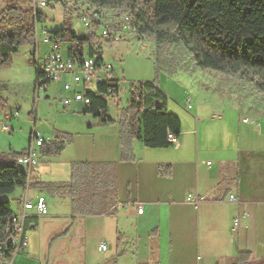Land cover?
<instances>
[{"label":"crops","instance_id":"obj_1","mask_svg":"<svg viewBox=\"0 0 264 264\" xmlns=\"http://www.w3.org/2000/svg\"><path fill=\"white\" fill-rule=\"evenodd\" d=\"M43 13L48 20L47 13L44 11ZM59 22L62 27L65 22L63 16ZM50 28L47 21L41 23L39 31L44 40L47 34L54 35V29ZM43 29H47L48 33H45ZM38 35L37 33L39 47ZM62 40L66 48L76 45L73 41ZM84 49L86 54H89L87 45ZM55 86L58 90L53 97L60 101L65 110L71 111L73 115L85 113L86 107L80 102H73L67 107L63 106L61 96H72V92L64 91L59 84ZM52 87L53 84L45 91ZM161 87L163 88L162 84ZM35 92L39 96L40 92L36 91V87ZM167 94L170 97L169 111L177 114L182 120L181 137L172 146L148 147L141 140H135L133 142L135 159L122 160L119 126L117 123L112 124V127L118 128L115 135L116 157L108 161L95 162L117 164V212L80 215V218L76 215L71 226L77 222L83 226L81 217L85 216L87 229L90 227L88 225L113 226L114 221L118 228L121 221L130 220L135 225V230L127 235L118 229V240L111 247V253L101 256L87 250L82 264H110L109 260L112 258L117 259V264H126L122 263V260L129 250L137 256L135 261L129 264H234L241 251L251 253V258L246 264H264V95L248 107L238 105L242 115L239 120L211 124L206 128L209 123L223 121L224 116L215 114L212 119H203L198 114L196 116L188 114L194 109L192 97L186 100V110H174L171 107L173 97L168 92ZM112 101L119 106L115 99L110 102ZM78 103L82 104V107H77ZM121 108L117 107L116 115H113L109 103V117L117 119ZM36 110L38 109L35 108L34 111ZM16 111L18 110L8 111L5 108L0 111V114L6 121L7 117ZM184 111L188 113L184 114ZM19 116L20 112L13 118ZM186 117L190 118V127L185 125ZM42 136L46 142L53 141L55 138L53 132L47 136L42 134ZM75 143L74 139V142L69 144L62 153L68 147H73ZM5 149L4 152H7L8 149ZM87 151L80 148L82 154H86ZM40 154L38 164L30 170L27 188L20 187L15 191L19 205V211L16 213L23 212L24 201L27 199L34 200L39 195H45L48 200L50 210L48 215L41 216L35 210L28 212L29 216L37 218L31 222L29 236L31 231L37 232L41 229V221L44 217L52 214L50 196L69 200L72 206V200L69 197L52 194L34 184L69 182L71 164L75 161H90L86 159L87 157H82L83 155L76 157L69 162L67 175L65 172L62 174L64 179H52V176L57 174L54 170L45 175L37 170L41 157H44L42 146ZM160 164H170L172 175H160ZM35 168L36 172L33 173ZM231 194L236 195L237 201H230ZM141 205H145L142 214L138 212ZM243 212H247L248 216L241 218L240 225L234 231V218ZM82 226L79 228V243L83 241ZM69 232L70 228L59 234L53 233L50 238L52 237L54 242L62 236H68ZM44 262L37 259L30 248L27 252L15 255L11 260L12 264H45ZM56 264L70 263L69 260H59Z\"/></svg>","mask_w":264,"mask_h":264},{"label":"trees","instance_id":"obj_2","mask_svg":"<svg viewBox=\"0 0 264 264\" xmlns=\"http://www.w3.org/2000/svg\"><path fill=\"white\" fill-rule=\"evenodd\" d=\"M98 10H116L133 18L135 31L160 45H183L195 65L213 70L228 79H243L264 95V0H83ZM44 16L35 12L32 0L9 1L0 5V67L10 65L14 54L23 46L37 49L35 19ZM69 19V18H68ZM53 31L56 37L73 41L83 54L102 52L103 42L92 35L78 33L69 20ZM35 54V52L33 53ZM36 64V62H35ZM36 71V81L41 77ZM110 89V90H109ZM121 78L100 84L90 92L93 103L85 113L101 117L99 109H109L115 99L119 103ZM169 95L158 79L132 84L129 105L122 107L117 119L122 160H134L133 142L141 140L148 147H170L181 137L182 120L169 111ZM6 100L0 96V111ZM53 141L42 145L43 156H58L73 142L70 133L54 131ZM22 152H0V247L9 239V221L17 214L7 196L27 188L30 176L17 162ZM69 182H40L52 194L69 197L76 215L114 214L117 212V174L115 162L75 161L71 164ZM162 176H171V165L159 166ZM37 218L28 216L26 230ZM24 252H21L22 254ZM249 251L238 253L234 264H246ZM117 264V259L109 260Z\"/></svg>","mask_w":264,"mask_h":264},{"label":"rangeland","instance_id":"obj_3","mask_svg":"<svg viewBox=\"0 0 264 264\" xmlns=\"http://www.w3.org/2000/svg\"><path fill=\"white\" fill-rule=\"evenodd\" d=\"M9 1L14 0H0V5L3 6ZM43 11L49 17L46 21L50 29L56 30L61 27L59 21L63 16V21L66 22L69 18L68 20L78 33L85 32L86 34V28L74 7L57 4L44 8ZM107 11L101 10L103 13ZM52 18L55 20L52 21ZM37 33L39 34L38 54L43 58L50 52L51 42L44 40L40 31ZM102 47L106 59L114 60L117 64L121 78L119 106L113 101L110 102L113 115H116L117 107L129 105L132 84H137L139 81L158 79L163 88L173 97L171 107L174 110H186V100L192 97L194 109L191 113L184 111V114L195 116L198 114L203 119H212L215 114L224 116L223 121L209 123L206 128L211 124L217 125L230 120H239L242 115L237 106L248 107L263 96L262 93L253 89L251 83L243 79H228L219 72L198 68L183 45H160L151 38L139 35L137 31H125L122 33L121 40L103 42ZM34 52H36L35 47L23 46L18 53L13 55L10 65L0 67V96L6 100L8 111L18 110L20 112L19 117L9 121L14 129L12 134L2 129L5 118L0 114V152L6 151L5 148L10 151L6 153L25 152L24 149L29 147L32 132L36 128L45 136L54 133L55 130H60L72 134L73 142L74 139L76 140L74 145L76 147H68L58 156L41 157L37 170L43 175L54 170L57 174L52 176V179H64L62 174L65 172L67 175L69 162L82 155L90 161L115 159L117 126L112 127L111 124L94 114L73 115L71 111L65 110L60 101L53 97L55 91L58 90L55 83L50 90H42L39 96L36 95ZM76 106L82 107V104L78 103ZM35 108L38 110L34 111ZM185 125L190 127V118L186 119ZM81 147L88 150L86 154L80 153ZM34 172L36 168L33 169ZM7 197L10 198L13 209L19 211L15 193ZM49 200L52 214L42 219L39 231L30 232V251L33 250L37 259L45 261V264L47 262L56 264L59 260H69L70 264H82L87 250L104 256L111 253V247L117 242L118 229L127 235L135 230V225L130 220L121 221L118 228L114 221L113 226L88 225L90 227L87 229L85 225L87 217L85 216L81 217L83 226L78 222L71 226L76 216L74 214L72 216L70 201L51 196ZM80 226L83 227L84 233L81 243L78 240ZM69 228L68 236H62L54 242L52 237L50 238L53 233L59 234ZM99 241L105 242L109 250H103ZM129 251L123 256L122 263L129 264L137 258Z\"/></svg>","mask_w":264,"mask_h":264},{"label":"built area","instance_id":"obj_4","mask_svg":"<svg viewBox=\"0 0 264 264\" xmlns=\"http://www.w3.org/2000/svg\"><path fill=\"white\" fill-rule=\"evenodd\" d=\"M35 12L43 11L44 8L57 4H65L74 7L79 14L78 17L86 28V34L92 35L97 40L103 42H115L122 39V33L131 32L127 25V18H123V12L117 13L114 17H103L99 13L85 12V7L81 6L80 0H32ZM46 21L45 17L35 19L36 32L40 30V24ZM45 33L47 29H43ZM48 33V32H47ZM47 41L51 42V50L43 58L36 49V71L42 75L36 81V91L46 90L51 84H59L63 90L72 92V96H61L63 106L67 107L73 102H80L85 107H90L93 97L90 94L96 91L100 84H104L119 79L118 66L112 60H107L99 50L93 55L80 53L77 45L64 46V41L54 35L47 34ZM110 90V89H109ZM191 107V105L189 106ZM102 118L109 117V109H99ZM19 115L16 111L7 117L2 123V129L11 134L14 130L9 121ZM248 121L249 119H245ZM171 141L176 142L177 138L169 133ZM46 142L41 132L34 129L31 135V142L25 152L17 157V162L23 168L30 170L36 166L40 159V147ZM230 201H237L235 194L230 195ZM35 210L39 215L46 216L50 213L48 200L45 195H39L36 199L24 201V210L17 213L9 221V239L0 249V258L5 259V264H12L11 260L21 252H27L30 248V236L26 230V219L28 212ZM145 205L138 208L139 213H143ZM248 216L247 212L234 218L233 230L236 231L240 225L242 217ZM103 250H107L106 243L101 244Z\"/></svg>","mask_w":264,"mask_h":264},{"label":"bare ground","instance_id":"obj_5","mask_svg":"<svg viewBox=\"0 0 264 264\" xmlns=\"http://www.w3.org/2000/svg\"><path fill=\"white\" fill-rule=\"evenodd\" d=\"M80 3L83 7H85V12H89V13H99L100 15H102L103 17H114V15H116L118 12L116 10H108L107 13H103L101 12V10H98L96 8H93L91 6H89L88 4H86L83 0H80ZM123 18H127V25L130 26L131 28V32L135 31V27L133 25V18L131 15L129 14H123ZM28 172V169L25 168ZM8 234H9V226L7 228ZM1 249V247H0ZM0 264H5V259L4 258H0Z\"/></svg>","mask_w":264,"mask_h":264}]
</instances>
